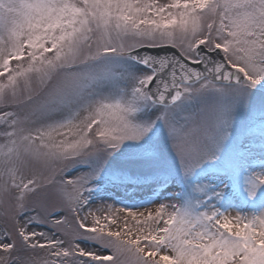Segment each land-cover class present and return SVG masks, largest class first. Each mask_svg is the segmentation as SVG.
<instances>
[{"label": "snow or ice", "instance_id": "6c2138e0", "mask_svg": "<svg viewBox=\"0 0 264 264\" xmlns=\"http://www.w3.org/2000/svg\"><path fill=\"white\" fill-rule=\"evenodd\" d=\"M0 264H264V0H0Z\"/></svg>", "mask_w": 264, "mask_h": 264}]
</instances>
